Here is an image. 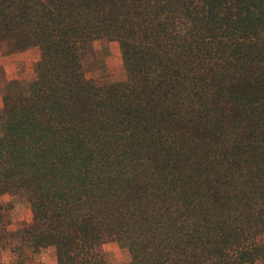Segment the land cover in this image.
<instances>
[{"label":"trees","instance_id":"trees-1","mask_svg":"<svg viewBox=\"0 0 264 264\" xmlns=\"http://www.w3.org/2000/svg\"><path fill=\"white\" fill-rule=\"evenodd\" d=\"M101 39L125 79L86 74ZM0 45L40 48L0 112L14 264H264V0H0Z\"/></svg>","mask_w":264,"mask_h":264},{"label":"rangeland","instance_id":"rangeland-1","mask_svg":"<svg viewBox=\"0 0 264 264\" xmlns=\"http://www.w3.org/2000/svg\"><path fill=\"white\" fill-rule=\"evenodd\" d=\"M8 49L9 48L7 47V45H0V55L7 54ZM30 49L32 51L28 53V58L31 62H33L36 57L40 56V48L32 47ZM94 50L95 52L88 57L85 63L86 74L89 77L108 82H116L125 79L126 72L123 64L120 46L117 41H110L108 39L98 40L94 43ZM34 65L35 63H31L21 72V74H26V79L31 76L32 68H34ZM0 67L3 70V75L0 79V97L3 102L4 87L9 80H5L4 68L2 66ZM1 110L2 108L0 109V112ZM10 200H12V198L9 194L0 197V203L4 205L10 202ZM6 216L9 220L8 228L16 229L31 221L32 210L29 203L25 199L18 198L15 201L14 208L12 210L9 209ZM104 249L109 258L115 264L126 262L129 257L127 249L120 247L114 241H110L104 244ZM2 251H9L10 256L14 259V254L10 249V244L6 248L0 247V253H2ZM27 254H29V257L26 260V264H51L52 260L55 261L54 259H56L50 251L48 252V250L43 251V254L40 257L42 259L40 261L33 260L30 257L31 252L29 250H27Z\"/></svg>","mask_w":264,"mask_h":264},{"label":"crops","instance_id":"crops-1","mask_svg":"<svg viewBox=\"0 0 264 264\" xmlns=\"http://www.w3.org/2000/svg\"><path fill=\"white\" fill-rule=\"evenodd\" d=\"M30 51L32 50L27 49L22 52L0 55V66L4 68L5 80L11 81L16 78H19V79L26 78V74H21L23 69L27 68L31 63L33 64L37 62V60L39 59V57H36L33 60V62H31L28 58V53H30ZM33 74H34V68H32L31 76H33ZM1 108H3V102L0 97V109ZM54 258H56V256H54ZM54 260L55 261L52 260L51 264H57L56 259ZM0 264H14V260L10 256L9 251H2V253H0Z\"/></svg>","mask_w":264,"mask_h":264}]
</instances>
